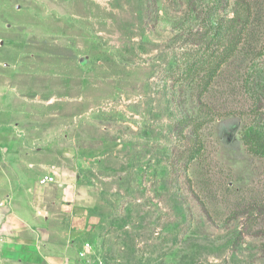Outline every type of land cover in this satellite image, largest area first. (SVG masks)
<instances>
[{"label": "rangeland", "instance_id": "374dc122", "mask_svg": "<svg viewBox=\"0 0 264 264\" xmlns=\"http://www.w3.org/2000/svg\"><path fill=\"white\" fill-rule=\"evenodd\" d=\"M247 128L264 134V0H0V150L76 186L72 261L264 264Z\"/></svg>", "mask_w": 264, "mask_h": 264}, {"label": "crops", "instance_id": "0c3cea01", "mask_svg": "<svg viewBox=\"0 0 264 264\" xmlns=\"http://www.w3.org/2000/svg\"><path fill=\"white\" fill-rule=\"evenodd\" d=\"M16 142V141H15ZM0 150V263L63 264L71 260L74 245L85 233L88 218L82 199L71 181L42 182L49 171L33 159L22 164L20 141L15 150ZM27 156V155H26ZM10 231L14 243L1 245L2 231ZM11 254H15L11 258Z\"/></svg>", "mask_w": 264, "mask_h": 264}, {"label": "trees", "instance_id": "16d2710c", "mask_svg": "<svg viewBox=\"0 0 264 264\" xmlns=\"http://www.w3.org/2000/svg\"><path fill=\"white\" fill-rule=\"evenodd\" d=\"M217 36L215 32L214 37ZM243 140L248 149L258 155H264V134L247 128L243 133Z\"/></svg>", "mask_w": 264, "mask_h": 264}, {"label": "built area", "instance_id": "2783aa9c", "mask_svg": "<svg viewBox=\"0 0 264 264\" xmlns=\"http://www.w3.org/2000/svg\"><path fill=\"white\" fill-rule=\"evenodd\" d=\"M52 180V177H50V176H45L44 178H43V180H42V182H47V181H51ZM90 245L89 244H87L86 245V247H85V249L81 252V258H82V260H84V261H89V260H91L92 259V256H91V253H87V248L89 247ZM63 264H82V263H77L76 261H72V260H70V261H67V262H65V263H63ZM96 264H103V262L101 261V259H99L98 261H96Z\"/></svg>", "mask_w": 264, "mask_h": 264}]
</instances>
